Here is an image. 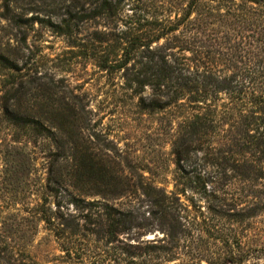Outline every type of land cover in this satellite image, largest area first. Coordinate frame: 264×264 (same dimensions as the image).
<instances>
[{
  "label": "rangeland",
  "instance_id": "obj_1",
  "mask_svg": "<svg viewBox=\"0 0 264 264\" xmlns=\"http://www.w3.org/2000/svg\"><path fill=\"white\" fill-rule=\"evenodd\" d=\"M236 3L0 0V264H264V179L235 167L228 91L208 93L219 124L180 158L187 97L155 109L138 86L162 47L188 74L245 80L260 36Z\"/></svg>",
  "mask_w": 264,
  "mask_h": 264
},
{
  "label": "trees",
  "instance_id": "obj_2",
  "mask_svg": "<svg viewBox=\"0 0 264 264\" xmlns=\"http://www.w3.org/2000/svg\"><path fill=\"white\" fill-rule=\"evenodd\" d=\"M236 1L220 0L224 3L229 2L233 8L239 7ZM240 1L256 6V8L251 7V19L247 18L246 23L249 27L256 29L254 32L260 36L258 40L260 45H255L254 42L250 43L252 46L251 58L250 64L244 70L245 80H237V74L227 78L210 71L188 74L187 70L180 68L179 64L176 63L177 60L170 61L164 52L165 48L162 47L154 51L148 49L151 51L149 52V62L146 64L143 76L138 78V86L140 89L145 86H150L153 89L154 98L149 107L155 109L171 106L183 97H187V106L192 113L183 122L182 132L175 143L176 153L180 158L184 157V151L186 152L184 147L189 148L192 143L202 141L219 124L216 122L217 107L215 101H209L208 93L217 95L222 91H228L233 107L229 108L227 112L233 116L232 127L240 128L238 130L245 135L244 138L241 136L234 138V144L238 148L243 147L248 155L242 165L235 163V167L236 169L240 168V170L245 169V175L256 172L264 179V0ZM105 3L101 6L102 9L106 8ZM236 13H239L238 9L235 10V13L231 12L239 19L240 17ZM66 24L68 28L70 24ZM159 39L160 36H157L155 42ZM163 98L166 101L162 105ZM29 123L38 125L37 122ZM150 198L153 206L158 208L153 211V215L157 214L156 216L161 218L163 224L169 225L170 236L175 239L180 231L179 211L164 194L161 197L150 195ZM47 221L50 222L51 220Z\"/></svg>",
  "mask_w": 264,
  "mask_h": 264
}]
</instances>
